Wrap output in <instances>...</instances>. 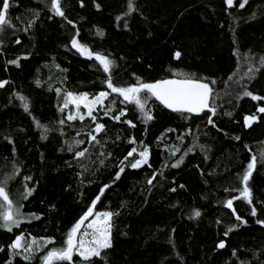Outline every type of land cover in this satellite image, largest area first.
I'll return each mask as SVG.
<instances>
[{"label": "trees", "instance_id": "16d2710c", "mask_svg": "<svg viewBox=\"0 0 264 264\" xmlns=\"http://www.w3.org/2000/svg\"><path fill=\"white\" fill-rule=\"evenodd\" d=\"M240 2L234 0L229 8L225 0H133L138 10L125 17V29V20L118 27L116 17L127 11L129 0H83V7L81 0H61L67 19L52 16L46 7L50 0H10L9 15L17 28L27 26L33 11L39 12V20L27 33L9 30L0 48V81H8L0 88V170H9L13 161L23 165L8 190L31 221L12 232L0 227V248H4L0 264H7L11 257L8 246L21 234L27 241L32 237L55 241L31 261L42 264L51 248L62 246L66 234L105 185L111 187L94 211L118 213L111 221L113 247L107 250V264H264V227L256 223L264 219V166L259 163V151L264 149V114L257 112L264 100L238 99L243 86L264 97V66L259 64V57L264 56V0H248L243 8ZM77 29L81 43L115 61L111 73L114 85L174 78L172 70L215 80L216 127L207 124V112L185 119L189 114L166 109L154 97L146 105L154 119L145 123L135 105L117 98L116 112L111 115L121 108L127 115L116 122L98 114V122L106 127L97 137L100 144L89 143L83 132L93 126L90 119L83 124L70 122L66 115L73 112L72 105L63 113L59 109L67 92L87 93L92 98L110 89L102 66L71 47ZM97 29L103 35L97 34ZM17 38L19 45L14 42ZM176 51L181 52L179 60L174 58ZM18 57H26L20 59L19 67L7 63ZM114 97L110 95L105 104ZM253 114L259 121L246 127L245 117ZM61 119H65L64 125H60ZM129 119L135 127L124 123ZM37 123L50 129L46 139ZM170 128L175 131L168 132ZM77 131H82L78 139L84 144L69 152L65 141L71 143ZM133 137L135 144L129 143ZM194 142L206 145V152L196 147L179 167L172 168ZM143 146L150 149L151 167L125 168L115 180L128 152L132 148L139 152ZM171 146L179 147L180 152L170 155ZM83 148L89 149L85 157L75 159V151ZM252 154L258 156L257 170L249 181L255 217L243 199L234 201L235 214L225 207L227 199L239 195L225 188L242 187L238 174L243 173ZM161 171L163 175L148 185L151 175ZM25 175H31L29 187L35 191L22 200ZM172 188L176 191H170ZM194 210L201 212L199 218H190ZM33 213L40 218L31 216ZM236 214L247 224L237 221ZM229 228L233 230L229 232ZM221 241L226 243L224 249L217 247ZM12 264L27 262L16 256ZM72 264L82 262L74 256ZM96 264L105 262L97 260Z\"/></svg>", "mask_w": 264, "mask_h": 264}, {"label": "snow or ice", "instance_id": "6c2138e0", "mask_svg": "<svg viewBox=\"0 0 264 264\" xmlns=\"http://www.w3.org/2000/svg\"><path fill=\"white\" fill-rule=\"evenodd\" d=\"M226 5L231 8L234 6V0H225ZM248 3V0H241L239 7L243 8ZM18 6V5H17ZM11 7L10 0H2L0 2V48H3V37L6 33L11 30L13 34L15 32L23 31L27 33L33 26L36 25L39 20V12L33 11L31 16L27 19V26L23 29L17 28L9 15V9ZM48 10L52 13V16L61 17L67 19L65 12L61 6V0H50V4H46ZM81 7H83V0H81ZM96 8L99 10L100 5L96 4ZM138 9L135 7L133 0H129L127 11L116 17L117 26H120V21L125 20V17L131 16ZM51 18V17H49ZM19 19V17L17 18ZM69 24H73L71 20L67 21ZM75 27V24H73ZM125 29H128V22L125 20L123 25ZM97 34L103 35V32L100 29H97ZM79 30L77 29L75 36L71 39V47L79 52L82 56H85L88 59H94L97 61L103 68V71L108 74L105 81L106 88L110 89V92L107 90L98 92L94 97L90 98L87 93L84 94H75L73 92L66 93V99L64 100L63 106L60 107V111L63 113L66 108H69V105L74 106V113L69 112L66 115V120L74 122L79 120L81 124L86 118H89L91 121L92 127L88 128L86 132H83L87 136L88 142H95L100 144L101 141L97 139L101 132L105 130V124L98 122V114L109 117L110 119L120 122L122 116L127 115V111L124 108H121L116 115H111V113L116 112L115 104L117 98H122L121 103H128L135 105L145 123L154 119L151 115L150 109H146L148 99L154 97L155 100L159 101L166 109H170L173 112L180 114H189L185 116V119H190L191 116H200L207 112L209 115L206 118L207 124L212 127H216V124L213 120V117L217 114V107L213 103L214 100V89L212 85H215L216 81H209L207 77L197 78L193 73H186L181 71L172 70V76L174 78L161 79L156 82H144L142 80H137L135 84L129 86H117L114 85L112 80V68L115 66V61L109 59L108 56L102 55L98 52H93L87 45L80 42L78 39ZM15 44L19 45L21 40L19 38L15 39ZM181 57V52L176 51L174 53V58L179 60ZM26 57H18L7 61V63L15 65L16 67L20 66V59ZM255 61V56L251 57ZM259 64L264 66V56L259 57ZM259 69L257 68L256 71ZM253 68L249 67V72L251 73ZM254 78V77H250ZM231 79V77H230ZM8 84L7 80L0 81V88H4ZM242 94L239 95L238 99H243L244 97H250L253 101L264 100V97L260 95H254L251 91H248L246 86ZM60 90L57 89V94L59 95ZM142 93H146V96H141ZM115 94V97L105 104V101L109 100V96ZM219 99V97H215ZM21 102L25 101V97L17 96ZM24 111L28 112L29 107L27 103H24ZM83 106L86 109V112H81V107ZM257 112L264 114V106L258 107ZM96 113V114H94ZM229 115H231L229 113ZM259 121V116L256 114L247 115L245 117L246 127H251L254 122ZM60 125L65 124V119L59 121ZM124 123L128 124L131 127L136 125L132 120H125ZM37 127L42 129V138H47V133L50 129L47 126H42L37 123ZM220 131V129H217ZM62 131V130H61ZM168 132H174L175 129H167ZM63 134V132H62ZM187 134H191V129L188 130ZM82 135V131L76 132V137L71 143L65 141L68 145V151L73 152L74 149L79 148L84 144L83 140L78 139ZM163 137H161L162 139ZM177 139L183 140V137L178 136ZM236 140H239L240 137H235ZM194 140H198V137H195ZM9 143H14L9 140ZM129 143L135 144V138H131ZM199 147L201 152H206V145H197L193 143L192 149H187L184 151L183 155L176 159L174 163L171 164L172 168L179 167L184 162V157L189 154L190 151ZM168 150V149H166ZM89 151L88 148H83V150L75 151V159L79 160L80 158L85 157L86 153ZM251 151V149H249ZM180 152V148L176 146H171L170 155L175 156L176 153ZM101 156L104 155L103 152L100 153ZM110 155V154H109ZM136 156L137 158L130 160V157ZM207 158V156H205ZM150 159V149L147 146H143L139 152L136 148H132L127 156L120 162L119 172L115 176V180L120 179V175L125 171V168L130 167L131 169H139L145 165L151 167L149 163ZM259 163L261 166H264V149L259 151ZM258 156L252 154L250 161L246 164V167L243 173L238 174L241 188H225V191H235L239 192L238 196L227 199L225 201V207L232 209L235 214L236 210L233 207L234 201L238 199H243L251 206V215L253 217L257 216L256 206L253 204V192L252 188L249 186V181L253 177L254 172L257 170ZM167 166V165H166ZM23 165L19 164L16 161L11 163L9 170L4 171L0 170V227H3L6 231L12 232L14 228H19L20 225L24 222H31L29 217L22 213L21 208L22 204L18 201L14 202L10 196L8 186L11 181L20 176L21 169ZM157 175H163V172H154L151 177L147 180L148 185H152L153 181L156 180ZM23 180V192L20 193V198L26 200L34 191V187H29V182L32 180L31 175H25L22 177ZM111 187V185H105L101 189L99 195L93 201L92 205L89 207L88 211L82 216L77 223L70 229L66 234V239L63 241L62 246L51 248L43 257L42 264H72L73 257H79L82 264H96L97 260H102L107 264L108 249L113 247L112 243V218L118 213L112 211L104 212H95L96 204L99 202L100 197L103 196L104 191ZM181 188L184 185H180ZM170 191L175 192L176 188L170 189ZM31 216L39 219L35 213ZM201 212L199 210H194L190 218H199ZM89 218H92L91 220ZM235 219L241 224H247V221L244 220L240 215L236 214ZM88 222L87 224L85 222ZM257 224L264 227V219L257 220ZM83 229V231H82ZM232 228H229L228 231H232ZM227 235V232L225 233ZM49 244H55V241L52 238H37L32 237L30 242L26 240L23 234L17 235L14 241L8 246L11 251V257L7 264H12V261L16 256H20L27 264H31V261L34 255L37 252L43 251L45 247ZM218 249H224L226 243L221 241L217 245ZM4 248H0V252H3ZM233 255H236L235 250H233ZM243 264V262H242Z\"/></svg>", "mask_w": 264, "mask_h": 264}, {"label": "rangeland", "instance_id": "374dc122", "mask_svg": "<svg viewBox=\"0 0 264 264\" xmlns=\"http://www.w3.org/2000/svg\"><path fill=\"white\" fill-rule=\"evenodd\" d=\"M91 98V97H90ZM72 107H73V112L75 111V109H74V106L72 105ZM87 110L86 109H84L83 108V106L81 107V112H86ZM90 220L92 219V218H89ZM86 224L88 223L87 221L85 222ZM82 231H83V229H82ZM30 240H31V238L28 240L29 242H30ZM38 240V239H37Z\"/></svg>", "mask_w": 264, "mask_h": 264}]
</instances>
